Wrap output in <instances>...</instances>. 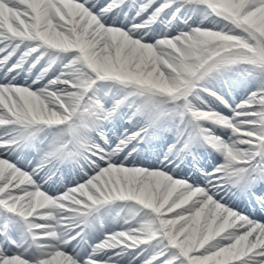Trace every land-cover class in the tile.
Returning <instances> with one entry per match:
<instances>
[{
	"label": "snow or ice",
	"instance_id": "snow-or-ice-1",
	"mask_svg": "<svg viewBox=\"0 0 264 264\" xmlns=\"http://www.w3.org/2000/svg\"><path fill=\"white\" fill-rule=\"evenodd\" d=\"M0 264H264V0H0Z\"/></svg>",
	"mask_w": 264,
	"mask_h": 264
}]
</instances>
